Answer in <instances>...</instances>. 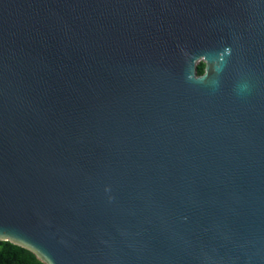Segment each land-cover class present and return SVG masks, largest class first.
I'll list each match as a JSON object with an SVG mask.
<instances>
[{
    "label": "water",
    "instance_id": "water-1",
    "mask_svg": "<svg viewBox=\"0 0 264 264\" xmlns=\"http://www.w3.org/2000/svg\"><path fill=\"white\" fill-rule=\"evenodd\" d=\"M0 240L264 264V0H0Z\"/></svg>",
    "mask_w": 264,
    "mask_h": 264
},
{
    "label": "trees",
    "instance_id": "trees-1",
    "mask_svg": "<svg viewBox=\"0 0 264 264\" xmlns=\"http://www.w3.org/2000/svg\"><path fill=\"white\" fill-rule=\"evenodd\" d=\"M205 63L196 65V74L204 72ZM0 264H45L30 250L8 240H0Z\"/></svg>",
    "mask_w": 264,
    "mask_h": 264
},
{
    "label": "rangeland",
    "instance_id": "rangeland-1",
    "mask_svg": "<svg viewBox=\"0 0 264 264\" xmlns=\"http://www.w3.org/2000/svg\"><path fill=\"white\" fill-rule=\"evenodd\" d=\"M198 63H205V62H204V60L200 59V60H198V61L196 62V65H197Z\"/></svg>",
    "mask_w": 264,
    "mask_h": 264
},
{
    "label": "bare ground",
    "instance_id": "bare-ground-1",
    "mask_svg": "<svg viewBox=\"0 0 264 264\" xmlns=\"http://www.w3.org/2000/svg\"><path fill=\"white\" fill-rule=\"evenodd\" d=\"M200 59H202V58H200ZM200 59H198V60H200ZM196 62H197V60H196Z\"/></svg>",
    "mask_w": 264,
    "mask_h": 264
}]
</instances>
